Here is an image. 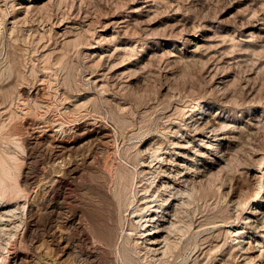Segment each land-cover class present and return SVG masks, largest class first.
Instances as JSON below:
<instances>
[{"label": "rangeland", "instance_id": "rangeland-1", "mask_svg": "<svg viewBox=\"0 0 264 264\" xmlns=\"http://www.w3.org/2000/svg\"><path fill=\"white\" fill-rule=\"evenodd\" d=\"M0 134L24 189L0 254L18 264H147L145 245L155 264H264V0H0ZM124 183L154 200L142 226L128 196L119 221ZM192 184L195 199L175 194ZM90 220L118 222L119 247Z\"/></svg>", "mask_w": 264, "mask_h": 264}, {"label": "bare ground", "instance_id": "bare-ground-1", "mask_svg": "<svg viewBox=\"0 0 264 264\" xmlns=\"http://www.w3.org/2000/svg\"><path fill=\"white\" fill-rule=\"evenodd\" d=\"M51 51V50H50ZM58 60V59H57ZM5 90V89H4ZM3 96V95H2ZM45 98V97H44ZM1 102H3V101H1ZM88 118V117H87ZM48 119V118H47ZM61 119V118H60ZM70 119V118H69ZM95 120V119H94ZM48 122V121H47ZM57 122H60V121H57ZM62 122H63V120H62ZM56 123V122H55ZM78 123V122H77ZM90 123V122H89ZM88 123V124H89ZM62 124V123H61ZM74 124V123H73ZM81 124V123H80ZM11 125V124H10ZM39 125V124H38ZM49 125V124H48ZM65 125V124H64ZM63 125V126H64ZM68 125V124H67ZM56 126V125H55ZM17 127V126H16ZM60 127V126H59ZM104 127V126H103ZM47 128V127H46ZM54 128V127H53ZM99 128V127H98ZM62 130H63V128H61ZM68 129V128H67ZM92 129V128H91ZM73 130V129H72ZM95 130V129H94ZM103 130H104V128H103ZM34 131V130H33ZM57 131V130H56ZM64 131V130H63ZM62 131V132H63ZM71 131V130H70ZM89 131V130H88ZM91 131V130H90ZM43 132V131H42ZM39 133V134H43V133ZM65 133H66V130L64 131ZM75 132V131H74ZM78 132V131H77ZM30 133V132H29ZM28 133V134H29ZM70 133V132H69ZM90 133V132H89ZM107 133V132H106ZM56 134V133H55ZM59 134V133H58ZM64 134V133H63ZM72 134V133H71ZM1 135V134H0ZM29 135H31V134H29ZM32 135H33V132H32ZM54 135V134H53ZM53 135H52V137H53ZM83 135H85V134H83ZM101 135V134H100ZM34 136V135H33ZM50 136V135H49ZM65 136V135H64ZM76 136V135H75ZM79 136V135H78ZM62 137V136H61ZM106 137H107V135H101V137L100 138H102L104 141H105V139H106ZM45 138V137H44ZM63 138V137H62ZM62 138H61V141H62ZM76 138V137H75ZM80 138H81V135H80ZM27 139V138H26ZM77 139V138H76ZM56 140V139H55ZM64 140V139H63ZM75 140V139H74ZM98 140H101V139H98ZM102 140V141H103ZM23 141V140H22ZM79 141V140H78ZM101 141V142H102ZM26 142H28L29 143V141L27 140ZM77 142V141H76ZM21 143V142H20ZM25 143V142H24ZM48 143V142H47ZM30 144V143H29ZM111 144V143H110ZM107 145V144H106ZM26 146V145H25ZM24 146V147H25ZM57 145L56 144H54V148L56 147ZM72 146V145H71ZM23 147V148H24ZM77 147V146H76ZM64 148H68L70 151H72L73 149H71V148H69V146L68 145H65L64 146ZM25 150H26V147L24 148ZM23 149V150H24ZM60 149V148H59ZM101 149V148H100ZM45 150V149H44ZM80 150V149H79ZM99 150V149H98ZM26 152V151H25ZM80 152V151H79ZM78 152V153H79ZM99 152V151H98ZM109 152V151H108ZM1 153V152H0ZM92 153V152H91ZM85 154V153H84ZM90 154V153H89ZM100 154V153H99ZM13 155V154H12ZM111 155V154H110ZM46 156V155H45ZM63 156V155H62ZM69 156V155H68ZM94 156V155H93ZM14 156H10V158H13ZM15 157H18V156H16V154H15ZM24 157V156H23ZM81 157V156H80ZM79 157V158H80ZM108 157V156H107ZM19 158V157H18ZM63 158V157H62ZM82 158V157H81ZM110 158V157H109ZM64 159V158H63ZM62 159V160H63ZM87 159V158H86ZM100 159H101V157H100ZM13 160V159H12ZM20 160V159H19ZM19 160H18V162H19ZM43 160V159H42ZM65 160V159H64ZM89 160V159H88ZM91 160V159H90ZM104 160V159H103ZM41 161V160H40ZM9 161L7 160V158L5 157V156H0V226L2 225V224H4V222L2 221L3 220V218H4V216H6L7 217V215H8V213L9 212H15L14 210L16 209V208H6V209H3V207L4 206H9V204L12 202V201H14V200H16L20 195H21V193L23 192V187H22V185H20L19 184V179L17 178V177H15V176H13V174H12V172H11V168L13 167H11L10 168V166H9V163H8ZM21 162V161H20ZM71 162V161H70ZM80 162V161H79ZM25 163V162H24ZM51 163V162H50ZM76 163V162H75ZM95 163V162H94ZM97 163H99V162H97ZM20 164V163H19ZM53 164V163H52ZM71 164V163H70ZM82 164V163H81ZM101 164V163H100ZM105 164H107V163H105ZM13 165H15V164H13ZM18 165V164H17ZM31 165V164H30ZM42 165V164H41ZM46 165V164H45ZM49 165V164H48ZM59 165V164H58ZM98 165V164H97ZM20 167H21V165H19ZM52 166V165H51ZM69 166V163H68V165H67V167ZM106 166V165H105ZM41 167V166H40ZM92 167V166H91ZM101 167V166H100ZM100 167H97V168H99V170H100ZM53 169H55L54 167H52ZM51 168V169H52ZM94 168H95V166H94ZM102 168H104V167H102ZM101 168V171H102V178L107 182L108 180H110L109 178H108V176H110V175H108V171H106V170H108V168H106V169H102ZM16 169V168H15ZM49 169H50V167H49ZM19 170V169H18ZM27 170V169H26ZM63 170V169H62ZM13 171H14V169H13ZM21 171V170H20ZM52 171V170H51ZM64 171V170H63ZM68 171H69V173H73L74 171H75V168H71V167H69L68 168ZM24 172V171H23ZM108 172V173H107ZM15 173V172H14ZM59 173V172H58ZM16 174H18V173H16ZM57 174V173H56ZM80 174V173H79ZM114 174V173H113ZM119 174V173H118ZM117 174V175H118ZM21 175V174H20ZM231 175V174H230ZM57 176H59V174L57 175ZM69 176V175H68ZM71 176V175H70ZM75 176H77V175H75ZM60 177V176H59ZM87 177H89V176H87ZM121 177H123L122 175H121ZM153 176H151V178H152ZM112 178V177H111ZM33 179V178H32ZM44 179V178H43ZM55 179V178H54ZM150 179V178H149ZM148 179V181H152V180H149ZM56 180V179H55ZM92 180V179H91ZM112 180V179H111ZM143 180V179H142ZM41 181V180H40ZM115 184L116 185H119L120 186V181H118V178H115ZM29 182V181H28ZM122 182V181H121ZM141 182V181H140ZM153 182H154V180H153ZM53 183H54V180H53ZM58 183V182H57ZM96 183V182H95ZM109 183V182H108ZM108 183H106V184H108ZM128 183V182H127ZM202 183H203V181H202ZM56 184V183H55ZM145 184V183H144ZM195 184V183H194ZM194 184H192L191 185V188H180V190L179 191H176L175 192V194L176 195H185V194H187L191 199H195V197H196V195H195V192H196V184L194 185ZM57 185V184H56ZM67 185V184H66ZM97 185V184H96ZM150 185V184H149ZM149 185H145V186H142L143 188V190H145V191H149L150 189H149ZM64 186V185H63ZM94 186V185H93ZM105 186V185H104ZM117 187V189L115 188V191L113 192L114 193V196H115V198H116V200H117V203H118V209H119V211H121V213H120V215H118L119 216V221L122 219V218H124V216H123V213H125L124 211H127L128 210V208L126 207L124 210L122 209V204H121V200H123L124 198H126L127 196H126V193L124 192V190H125V187H126V184L124 183V185L122 186V187ZM59 187V186H58ZM97 187V186H96ZM95 187V188H96ZM102 187V186H101ZM108 187V186H107ZM113 187V186H112ZM30 188V187H29ZM93 188V187H92ZM28 189V188H27ZM56 189H58V188H56ZM99 189V188H98ZM97 189V190H98ZM109 189H110V187H109ZM201 189V188H200ZM90 190V189H89ZM142 190V191H143ZM64 191V190H63ZM95 191V190H94ZM105 191H106V189H105ZM144 191V192H145ZM157 191V190H156ZM230 191V190H229ZM51 192V191H50ZM56 192V190L54 189L53 190V193H55ZM99 192V191H98ZM131 192V191H130ZM135 192H138V191H135ZM140 192V191H139ZM138 192V193H139ZM152 192V191H151ZM171 192V191H170ZM99 193H101V192H99ZM107 194H108V192H106ZM129 193V192H128ZM127 193V194H128ZM133 192H131L130 194H132ZM52 194V193H51ZM67 194V193H66ZM103 194V193H102ZM134 194V193H133ZM151 194V193H150ZM59 195V194H58ZM108 195H110V194H108ZM137 195V194H136ZM136 195H132V197L133 196H136ZM152 195H155V192H153L150 196H152ZM24 196V195H23ZM126 196V197H125ZM145 196V195H144ZM143 196V199L144 198H146V197H144ZM44 197H45V195H44ZM62 197V196H61ZM102 197V196H101ZM142 197V196H141ZM153 197V196H152ZM48 198V197H47ZM52 198V197H51ZM59 198V197H58ZM65 198V197H64ZM69 198V197H68ZM127 198H129V199H127V201H129L128 202V205H133L134 206V208L131 210V211H129V214L130 213H132V214H136V216L135 217H138V222L140 223V225L142 226V225H144L143 223L144 222H147V221H150V219L149 220H145L144 222H142V219L144 218V217H147V215L148 214H145V212L147 211V210H149L150 209V202H152V201H154V200H145V205H143V204H141V205H139V204H134V198H136V197H134V198H131V197H127ZM181 199H183V197H180ZM41 200H43V199H41ZM48 200V199H47ZM69 200V199H68ZM67 200V201H68ZM108 200V199H107ZM136 200H138V199H136ZM141 200V199H140ZM139 200V201H140ZM166 200V199H165ZM46 201V200H45ZM49 201V200H48ZM51 201V200H50ZM59 201V200H58ZM57 201V202H58ZM61 201H62V199H61ZM60 201V202H61ZM64 201V200H63ZM66 201V202H67ZM138 201V202H139ZM107 202V201H106ZM123 202V201H122ZM137 202V201H136ZM190 202V201H189ZM65 203V202H64ZM86 203H87V201H86ZM182 203H185L186 204V201L185 200H182ZM239 203V202H238ZM49 204V203H48ZM52 204V203H51ZM109 204V203H108ZM115 204V203H114ZM181 204V202H179L178 204H176V205H180ZM237 204V203H236ZM25 205V204H24ZM24 205H23V208H24ZM47 205V204H46ZM60 205V204H59ZM111 205V204H110ZM28 206V205H27ZM53 206V205H52ZM127 206V205H126ZM15 207V206H14ZM30 207V206H29ZM56 207V206H55ZM62 207V206H61ZM65 207V206H64ZM88 207V206H87ZM158 207H160V206H158ZM2 208V209H1ZM22 208V207H21ZM27 208V207H26ZM25 208V209H26ZM40 209V208H39ZM47 209V208H46ZM53 209V208H52ZM60 209V208H59ZM62 209H64L63 207H62ZM112 209H114V208H112ZM117 209V210H118ZM180 208L179 207H175V208H173L172 210H170L174 215H176L177 213L179 214L180 213V210H179ZM43 210V209H42ZM107 210V209H106ZM115 210V209H114ZM23 211V210H22ZM59 211V210H58ZM118 211V212H119ZM25 212V211H24ZM23 212V213H24ZM52 212V211H51ZM50 212V213H51ZM63 212V211H62ZM89 212V211H88ZM117 212V213H118ZM39 213V212H38ZM38 213L36 212V214H37V216L39 217L40 215H38ZM49 213V214H50ZM64 213H65V211H64ZM63 213V214H64ZM18 214V213H17ZM33 214L35 215V212H33ZM56 213L54 212V215H55ZM98 214V213H97ZM67 215V214H66ZM92 215V214H91ZM90 215V216H91ZM157 215V214H156ZM165 215V214H164ZM12 216V215H11ZM17 216V215H16ZM58 216V215H57ZM60 216V215H59ZM85 216V215H84ZM109 216V215H108ZM179 216V215H178ZM9 217V216H8ZM72 217V216H71ZM93 217V216H92ZM95 217V216H94ZM116 217H117V215H116ZM44 218V217H43ZM86 218V217H85ZM118 218V217H117ZM35 219V218H34ZM73 219V218H72ZM76 219V218H75ZM92 219V218H91ZM98 219H99V217H98ZM5 220V219H4ZM57 220V219H56ZM65 220V219H64ZM74 220V219H73ZM77 220H78V218H77ZM86 220V219H85ZM88 220V219H87ZM93 220H95L94 218H93ZM101 220V219H100ZM100 220H98V221H100ZM103 220V219H102ZM124 220V219H123ZM180 220V219H179ZM191 220V219H190ZM188 221L187 223H189V225H186V226H190L191 227V225L190 224H192L191 222H192V220L191 221ZM16 221V220H15ZM43 221V220H42ZM48 221V220H47ZM81 221H82V219H81ZM97 221V222H98ZM117 221V220H116ZM180 221H182V223H183V218H181V220ZM1 222H3V223H1ZM59 222V221H58ZM78 222V221H77ZM90 222H91V220H90ZM93 222V221H92ZM91 222V223H92ZM96 222V223H97ZM103 222V221H102ZM210 222V221H209ZM212 222V221H211ZM73 223V221L71 222V224ZM85 223H87V222H85ZM90 223V225H92ZM94 223L93 222V225L92 226H88V227H86L88 230L90 229V227L92 228V231H93V234H94V239H95V241L94 242H96V243H98L99 244V246L101 245L103 248L104 247H106L107 248V246H108V248L109 247H115V242H114V235L113 234H115L116 233V229L118 228L117 226H119L118 225V222H116V224H115V226H112V228H110L109 229V231L108 232H106V231H104V230H102V227H100L98 224H100V223ZM185 223V222H184ZM16 224V223H15ZM25 224V223H24ZM51 224V223H50ZM107 224H109L108 222H107ZM86 225V224H85ZM101 225V224H100ZM112 225V224H111ZM25 226V225H24ZM52 226V225H51ZM63 226V225H62ZM70 226H72V225H70ZM76 226H78V225H76ZM6 226H5V224H4V226H1L0 227V229H1V231H3V234L4 233H6L7 234V232L8 231H6V228H5ZM54 228V227H53ZM69 228V227H68ZM74 228V227H73ZM82 228V227H81ZM17 229V228H16ZM21 229H22V227H21ZM25 229V228H24ZM49 229V228H48ZM51 229V228H50ZM55 229H56V227H55ZM58 229H60L59 227H58ZM167 229L170 231V232H176V234H178V233H185L186 232V230L188 229V227H184V225H176V222H174V221H171V223H170V225L169 226H167ZM78 230V229H77ZM120 230V229H119ZM61 231V230H60ZM87 231V230H86ZM92 231H88V233L89 232H92ZM50 232H52V231H50ZM11 235H12V232L10 231L9 232ZM53 233V232H52ZM60 233V232H59ZM74 233V232H73ZM87 233V234H88ZM118 233V232H117ZM2 234V235H3ZM24 234V233H23ZM58 234V233H57ZM67 234V233H66ZM9 235V234H8ZM7 235V236H8ZM21 235H22V233H21ZM71 235V234H70ZM70 235H68V236H70ZM91 235V234H90ZM119 235V234H118ZM127 236H125V238L127 239L129 236H128V234H126ZM25 236V235H24ZM88 236V235H87ZM2 237V236H1ZM16 237V236H15ZM18 237V236H17ZM83 237V236H82ZM240 237H245V236H240ZM8 238V237H7ZM6 238V240L8 241V239ZM51 238V237H50ZM53 238H54V235H53ZM1 239V238H0ZM15 240L17 239L18 240V238H14ZM19 239H20V237H19ZM60 239V238H59ZM93 239V238H92ZM117 239H118V237H117ZM151 239H154V238H151ZM26 239L24 238V241H25ZM176 239H172V238H170L169 236H164V238H163V242H164V244H163V246L161 247L162 249H163V255L165 256V255H167V253L168 252H170L171 251V248H172V246L173 245H175L176 244V241H175ZM23 241V242H24ZM54 241H57L56 239H54ZM13 242H16V241H13ZM20 242V241H19ZM22 242V243H23ZM154 242V241H153ZM21 243V242H20ZM27 243H28V241H27ZM65 243V242H64ZM81 243V242H80ZM116 243H118L117 242V240H116ZM239 243H240V240H239ZM2 244V243H1ZM1 244H0V247H1ZM24 244H26V243H24ZM56 244H57V242H56ZM62 244V243H61ZM68 244H70V243H68ZM151 244H153V243H151ZM241 244V243H240ZM55 245V244H54ZM66 245H67V243H66ZM65 245V246H66ZM118 245V244H117ZM116 245V246H117ZM8 246V245H7ZM6 246V247H7ZM57 246H59L58 244H57ZM56 246V247H57ZM6 247H5V249H6ZM61 247V246H60ZM76 247V246H75ZM117 247H119V246H117ZM116 247V248H117ZM55 248V247H54ZM63 248H64V245H63ZM62 248V249H63ZM99 248V247H98ZM145 248H146V250H145V252L143 253V254H145L144 256H143V258L142 259H144L145 260V262L147 263V264H155V262L156 261H159V262H161L162 263V258L161 257H159V258H155V256H156V254H150L149 252L150 251H157V250H159L160 248H151V246H149V247H147V245H145ZM62 249L61 248H56V251H55V249H54V251H55V254L57 255V256H59V254H60V252L62 251ZM110 249V248H109ZM111 249H113V248H111ZM110 249V250H111ZM106 250V249H105ZM72 251V250H71ZM118 251V250H117ZM142 251V250H141ZM62 252H64V250L62 251ZM84 252V251H83ZM138 252L140 253V250H138ZM3 253V252H2ZM5 253V252H4ZM8 253H10V252H8ZM13 253H16V252H13ZM81 254H82V252H81ZM8 255V254H7ZM14 255V254H13ZM17 255V254H16ZM23 255V254H22ZM61 255V254H60ZM80 255V254H79ZM78 255V256H79ZM21 256V255H20ZM19 256V257H20ZM60 257V256H59ZM59 257H56L54 260H53V264H65L64 262H61L60 260H59ZM81 257H82V255H81ZM81 257H79V258H81ZM90 257V256H89ZM88 257V258H89ZM95 257V256H94ZM21 258V257H20ZM17 259H19V258H16L15 257V255L14 256H5V255H1L0 254V264H18V261H17ZM26 259V258H25ZM44 259V258H43ZM98 259V258H97ZM21 260V259H20ZM19 260V261H20ZM23 261V260H22ZM25 261L26 260H24V263H25ZM38 261V260H37ZM36 261V262H37ZM43 261V260H42ZM93 261V260H92ZM47 261H45V263H46ZM72 262V261H71ZM82 262V261H81ZM90 262V261H89ZM93 262H95V260L93 261ZM31 263H32V261H31ZM43 263V262H42ZM48 263V262H47ZM50 263V262H49ZM48 263V264H49ZM27 264V263H26ZM51 264V263H50ZM76 264V263H75Z\"/></svg>", "mask_w": 264, "mask_h": 264}]
</instances>
